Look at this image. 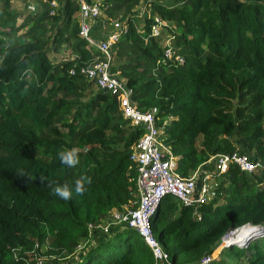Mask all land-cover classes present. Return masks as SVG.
<instances>
[{"label": "trees", "instance_id": "trees-1", "mask_svg": "<svg viewBox=\"0 0 264 264\" xmlns=\"http://www.w3.org/2000/svg\"><path fill=\"white\" fill-rule=\"evenodd\" d=\"M140 1L105 2L106 16L122 13L127 26L113 47L110 71L133 89L137 108L157 107L160 119L172 117L164 140L177 158L176 171L188 177L211 156L236 151L263 162L251 173L230 165L216 179L214 197L197 208L170 195L162 199L152 217L154 237L172 264H195L230 230L264 226V0H152L142 31L134 13ZM8 8L9 0H2L0 264H36L40 257L154 264L131 228L89 238L88 225L135 207L137 169L130 154L144 130L122 116L109 93L96 88L83 100L90 82L68 75L73 65L99 56L78 35L77 1L61 0L55 15L45 5L24 20L32 23L21 35L26 23L15 26ZM154 15L172 24L167 31L182 65L157 64L159 39H144ZM49 29L54 34L47 40ZM64 44L72 53L66 61L55 56ZM73 148L79 163L69 168L58 153ZM81 177L91 178L83 195L75 192ZM65 183L72 191L67 201L53 193ZM212 264H264V234L224 247Z\"/></svg>", "mask_w": 264, "mask_h": 264}, {"label": "built area", "instance_id": "built-area-1", "mask_svg": "<svg viewBox=\"0 0 264 264\" xmlns=\"http://www.w3.org/2000/svg\"><path fill=\"white\" fill-rule=\"evenodd\" d=\"M25 1L27 2V9L34 13L36 10L34 4L30 0ZM39 1L47 5L49 15H55L57 9L60 8L61 0ZM76 1L79 5L78 35L90 48L97 51L99 56L89 64L78 67L73 65L68 69V75H80L88 82L93 83L97 89L117 97L122 116L130 120L133 125L141 126L144 130L143 135L135 143L130 154V159L136 164L137 169L135 177L136 196L133 202L135 207L113 210L100 224L95 226L88 225L89 238H94L93 235L99 234V232L101 235L109 234L111 229L116 227L131 228L149 248L154 264H172L168 254L163 250L152 232V217L162 199L170 195L183 206L197 208L214 197L216 179L222 177L230 165H235L240 171L251 173L255 169L262 167L263 162L253 159L252 155L248 153H240L238 151L215 154L188 177L181 176L176 171L177 158L164 140L165 126L170 123L172 117L160 119L157 107H152L147 111L137 108V104L133 100V89L128 87L126 82L117 74H113L110 71L113 47L127 31V26L116 21L113 30L104 39L93 38L91 36L90 22L99 16L106 0ZM169 27L171 26L166 21L158 15H154L149 25V32L144 35V39L146 40L148 37L159 39L162 49L161 57L157 61L158 65H182L184 58L171 45L173 35L167 31ZM68 59L67 57L63 58L64 61ZM208 164H210V168H203ZM211 180L213 185L209 183ZM246 227H259L262 230L258 234H264V226L246 224L225 234L216 249L219 250L221 248L222 250L228 246L224 238L228 237L230 233L236 237ZM253 235L257 234L242 235V238L234 243H242ZM83 246L79 247V249ZM215 250L211 254L203 256L195 264H212L217 258L216 254H214ZM221 250H219V253ZM36 264H40V260Z\"/></svg>", "mask_w": 264, "mask_h": 264}, {"label": "rangeland", "instance_id": "rangeland-1", "mask_svg": "<svg viewBox=\"0 0 264 264\" xmlns=\"http://www.w3.org/2000/svg\"><path fill=\"white\" fill-rule=\"evenodd\" d=\"M15 1L16 0H12L13 4H15ZM150 1H152V0H141L140 4L137 7L134 8V13H135V19H136L137 27H138V29H140V31H142L141 28H142V25H143L144 16L145 15L146 16L150 15V12H149V2ZM154 1L164 2L167 5H171L172 4L171 0H166V1L165 0H154ZM33 2H34L33 3L34 6L37 7V5H38L37 0H35ZM12 13H15L14 14L15 18H16V15H17V19H18L17 21L19 23L24 15L26 17H29V16H33L36 12L35 13L30 12L27 9V4L26 5L24 4L23 5V10H21V12H19L20 14L18 12H15V10H13ZM74 20L78 21V15L75 16ZM100 21H103V23H105V28H104V34L105 35H108L113 30L114 24H115L116 21H118L120 24L124 23V19L122 18V13H120L116 17L110 19V18H108L106 16V14L104 13V10H102L100 12L99 16L95 20H92L91 24L92 25L93 24L97 25ZM53 34H54V31L49 29V31L46 34V37H44V39H47V40L50 39L53 36ZM47 36H49V38H47ZM91 36L94 38L93 34H91ZM63 48L64 49L67 48L65 44L63 45V47L60 48V50L59 49L57 50V53L61 54L64 57L69 56L70 55L69 54L70 52H68L69 50L66 49L67 51H65ZM95 91H96V87L94 86L93 83H90V90L86 92V94L83 97V100L90 98L95 93ZM203 168H210V165H206ZM209 183H210V185H213L212 180ZM99 235H101L100 232H99ZM219 250H221V248ZM219 250L216 249L215 252H214V254H216V257H217L216 259L220 258ZM40 258H41V259H39L40 260V264H66L67 263V262H65L66 259H49V258H42V257H40Z\"/></svg>", "mask_w": 264, "mask_h": 264}, {"label": "clouds", "instance_id": "clouds-1", "mask_svg": "<svg viewBox=\"0 0 264 264\" xmlns=\"http://www.w3.org/2000/svg\"><path fill=\"white\" fill-rule=\"evenodd\" d=\"M59 160L62 165H65L69 168H74L79 163L78 150L73 149H62L58 153ZM42 180L46 177H41ZM85 182L91 183L90 177H81L80 179L75 180V192L77 194L83 195L85 192ZM51 186V185H50ZM53 193L62 200H70L72 198V191L69 188V185L65 183L63 186H56L53 188Z\"/></svg>", "mask_w": 264, "mask_h": 264}, {"label": "crops", "instance_id": "crops-1", "mask_svg": "<svg viewBox=\"0 0 264 264\" xmlns=\"http://www.w3.org/2000/svg\"><path fill=\"white\" fill-rule=\"evenodd\" d=\"M33 1H35V0H30V2L31 3H34ZM37 2H38V5H37V7H36V10H35V12L36 13H40V11H42L43 10V7L45 6L43 3H41L39 0H37ZM2 4V0H0V5ZM21 4V5H20ZM26 5L27 4V2L25 1V0H16L15 1V4H13V2H12V0H9V11L12 13L13 12V10H15V12H21V10H23V5ZM16 9H15V8ZM59 10L57 9V12H58ZM34 12V13H35ZM14 14L15 13H12L11 15V17H12V19H13V21L15 22V26H17V25H20L27 17L24 15L23 17H22V19H21V21L18 23V19H17V15H16V18L14 17ZM20 14V13H19ZM78 15V14H77ZM14 17V18H13ZM10 18V17H9ZM11 19V18H10ZM25 22V21H24ZM26 23V22H25ZM31 23L32 22H27L26 23V26H25V28L24 29H22V30H20L17 34L18 35H21L22 33H24L30 26H31ZM60 23V22H59ZM92 23V21L90 22V30H91V34H93L94 35V38H96V39H98V40H102V39H104L105 38V34H104V28H105V23H103V21H100L97 25H92L91 24ZM170 26H172V24H169ZM66 49L67 50H69L68 52H70L69 54V56H72L71 54V51H70V49H69V46H67V44H66ZM64 49V48H63ZM66 49H64L65 51H67ZM55 56H56V58H61V57H64V56H62L61 54H59V53H56L55 54ZM208 165H210V164H208ZM97 235H99V234H94L93 236H94V238L95 237H97Z\"/></svg>", "mask_w": 264, "mask_h": 264}, {"label": "water", "instance_id": "water-1", "mask_svg": "<svg viewBox=\"0 0 264 264\" xmlns=\"http://www.w3.org/2000/svg\"><path fill=\"white\" fill-rule=\"evenodd\" d=\"M262 229L259 228V227H246L244 228V230L242 231L243 235L247 234L250 235V234H258L260 233ZM228 237H231L233 238V235L230 233V235ZM230 241H232V239H230ZM236 240H234L232 243H234ZM227 242V241H226ZM231 243L227 242V245H230Z\"/></svg>", "mask_w": 264, "mask_h": 264}, {"label": "bare ground", "instance_id": "bare-ground-1", "mask_svg": "<svg viewBox=\"0 0 264 264\" xmlns=\"http://www.w3.org/2000/svg\"><path fill=\"white\" fill-rule=\"evenodd\" d=\"M242 235H243V233L240 232L239 234L236 235V237L233 236V238H231V237L224 238V241H227L229 243H232L234 240L239 241L242 238ZM230 239H232V241H230Z\"/></svg>", "mask_w": 264, "mask_h": 264}]
</instances>
